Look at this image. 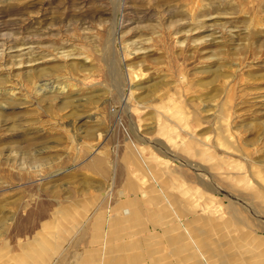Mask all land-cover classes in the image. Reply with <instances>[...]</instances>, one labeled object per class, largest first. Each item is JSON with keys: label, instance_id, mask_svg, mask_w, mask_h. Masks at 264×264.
<instances>
[{"label": "rangeland", "instance_id": "374dc122", "mask_svg": "<svg viewBox=\"0 0 264 264\" xmlns=\"http://www.w3.org/2000/svg\"><path fill=\"white\" fill-rule=\"evenodd\" d=\"M61 260L264 264V0H0V264Z\"/></svg>", "mask_w": 264, "mask_h": 264}, {"label": "crops", "instance_id": "0c3cea01", "mask_svg": "<svg viewBox=\"0 0 264 264\" xmlns=\"http://www.w3.org/2000/svg\"><path fill=\"white\" fill-rule=\"evenodd\" d=\"M96 253H99V252L96 250ZM98 255L100 256V253ZM54 264H88V263L80 262L79 260H76V261L61 260V261H56ZM96 264H102V263H99V261H96Z\"/></svg>", "mask_w": 264, "mask_h": 264}]
</instances>
